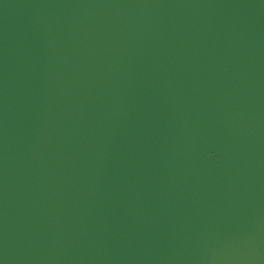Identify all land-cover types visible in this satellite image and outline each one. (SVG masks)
I'll return each mask as SVG.
<instances>
[{
  "label": "water",
  "instance_id": "95a60500",
  "mask_svg": "<svg viewBox=\"0 0 264 264\" xmlns=\"http://www.w3.org/2000/svg\"><path fill=\"white\" fill-rule=\"evenodd\" d=\"M0 264H264V0H0Z\"/></svg>",
  "mask_w": 264,
  "mask_h": 264
}]
</instances>
